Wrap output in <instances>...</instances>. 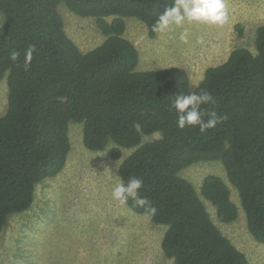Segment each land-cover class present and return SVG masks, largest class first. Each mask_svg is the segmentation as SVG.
Listing matches in <instances>:
<instances>
[{
	"label": "trees",
	"instance_id": "1",
	"mask_svg": "<svg viewBox=\"0 0 264 264\" xmlns=\"http://www.w3.org/2000/svg\"><path fill=\"white\" fill-rule=\"evenodd\" d=\"M61 3L76 15L95 18L105 39L80 50L65 32ZM172 3L0 0V81L4 76L7 81V107L0 116V229L10 215L31 206L38 182L64 168L69 125L79 122L87 149L100 151L113 142L111 155L119 159L120 148H135L120 163V178L142 179L140 195L157 209L150 220L166 225L161 249L174 264H251L206 206L207 201L222 222L237 218L226 182L209 174L196 189L180 172L197 162L221 161L249 233L264 244V24L256 29L254 51L233 48L192 87L178 66L138 70V48L124 36V18L135 17L154 37V21ZM29 45L36 51L25 71ZM13 51L20 52L18 61L10 59ZM200 90L215 98L202 105L205 113L225 119L205 133L177 128L175 95ZM127 206L138 214L148 207L131 199Z\"/></svg>",
	"mask_w": 264,
	"mask_h": 264
},
{
	"label": "rangeland",
	"instance_id": "2",
	"mask_svg": "<svg viewBox=\"0 0 264 264\" xmlns=\"http://www.w3.org/2000/svg\"><path fill=\"white\" fill-rule=\"evenodd\" d=\"M225 2L228 19L222 26L185 22L154 37L148 35L141 20L124 18V36L139 51L137 69L178 66L187 72L191 86L195 87L205 69L223 62L233 48L242 46L254 51L256 29L264 24V0ZM58 10L65 32L80 50H90L105 39L95 18L76 15L63 3ZM184 29L189 32L188 43L179 38ZM199 38L202 42H198ZM6 107L4 76L0 81V116ZM82 136V124L71 122L70 151L64 168L38 182L31 206L10 215L0 229V264H174L161 249L166 225L153 223L145 214L121 206L111 197L112 187L121 179L119 165L135 148H120L121 157L115 159L111 155L116 146L113 142L95 151L84 146ZM158 136H144L143 141ZM180 174L196 189L209 174L226 182L238 209L237 218L222 222L206 201L211 218L251 264H264V244L249 233L238 192L228 181L222 162H197Z\"/></svg>",
	"mask_w": 264,
	"mask_h": 264
},
{
	"label": "clouds",
	"instance_id": "3",
	"mask_svg": "<svg viewBox=\"0 0 264 264\" xmlns=\"http://www.w3.org/2000/svg\"><path fill=\"white\" fill-rule=\"evenodd\" d=\"M227 19L228 8L225 0H173V3L166 7L162 14L158 15L152 25V31L162 34L172 26L180 27L185 22L222 26ZM179 38L183 43H188V30L184 29ZM198 42H202V38H199ZM35 51V46L29 45L23 53V68L25 71L29 70ZM20 55V52L13 51L10 54V59L14 62L18 61ZM213 103H215V98L207 90L175 95L171 107L176 112V127L179 129L186 127L198 128L201 133L215 128L223 122L225 117L217 115L215 111L205 113L202 109V105ZM206 115L207 118H205ZM142 185L141 178L133 176L126 181L121 178L112 187L111 197L121 206H127L130 199L138 206L148 205L145 215L151 219L155 216L157 209L151 207L150 202L140 195Z\"/></svg>",
	"mask_w": 264,
	"mask_h": 264
}]
</instances>
